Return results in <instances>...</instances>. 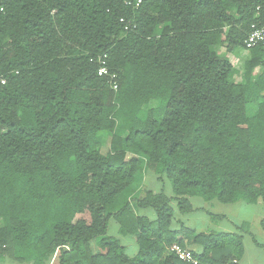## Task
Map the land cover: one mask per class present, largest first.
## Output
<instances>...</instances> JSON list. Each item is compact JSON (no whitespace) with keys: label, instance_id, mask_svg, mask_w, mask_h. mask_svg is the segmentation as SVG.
<instances>
[{"label":"trees","instance_id":"16d2710c","mask_svg":"<svg viewBox=\"0 0 264 264\" xmlns=\"http://www.w3.org/2000/svg\"><path fill=\"white\" fill-rule=\"evenodd\" d=\"M262 22L264 0H0V261L189 264L177 243L245 264L244 235L264 248L247 222L196 231L171 205L264 206V46L243 44ZM218 46L245 51L243 79ZM146 171L172 195L137 184Z\"/></svg>","mask_w":264,"mask_h":264},{"label":"rangeland","instance_id":"374dc122","mask_svg":"<svg viewBox=\"0 0 264 264\" xmlns=\"http://www.w3.org/2000/svg\"><path fill=\"white\" fill-rule=\"evenodd\" d=\"M240 51L238 47H234L232 52L226 49V46H218L217 52L219 55L227 56L231 62L239 67V73L235 75V79L237 81L243 79L244 77V62H245V51ZM258 74V70L255 69L253 71V75L256 76ZM158 101L152 100L149 102L145 108L155 107L157 106ZM249 113L252 114L255 110V104H252L248 108ZM109 139L105 138L103 140V146L101 151L104 153L108 150ZM137 184L146 189H150L154 192H164L167 195L171 196V189L168 180L166 177L160 178L158 175L146 171L143 176L138 177ZM190 201L195 209L194 212L181 215L178 212V208L175 202H172L171 205L175 210L176 218L181 219L182 222L186 225V227L194 228L196 231H234L235 224H239L243 221L247 222L250 226V230L255 235L257 242H264V233L262 229L260 230L259 225V216L264 213L263 204L261 202L256 204H247L245 201L240 200L236 203L231 204H223L217 201H204L199 196L190 197ZM208 212L215 214L217 216H221L222 218L211 217ZM116 224L113 221H110L109 232L112 235L118 236L116 233ZM264 231V230H263ZM121 244L127 246V242H129L130 237H122L118 236ZM243 245H244V255L243 260L246 264H264V248L254 244L249 236L243 237ZM126 252L129 255H132L136 252L137 247L134 244L132 247H126ZM53 259V258H52ZM51 259V260H52ZM57 264V261H54ZM0 264H29V262H20L17 260H8L7 258L0 261Z\"/></svg>","mask_w":264,"mask_h":264},{"label":"built area","instance_id":"2783aa9c","mask_svg":"<svg viewBox=\"0 0 264 264\" xmlns=\"http://www.w3.org/2000/svg\"><path fill=\"white\" fill-rule=\"evenodd\" d=\"M141 0H136V5L140 3ZM244 49L248 50L256 46H264V22L261 24H252L249 33L243 40ZM98 75L103 77H108V80L114 90L117 89V83L115 82V74L111 73L103 59L99 60ZM3 83L4 80H1ZM170 252L177 257V259L189 263V264H199V261L194 257L192 251L188 247H183L177 243L170 247Z\"/></svg>","mask_w":264,"mask_h":264},{"label":"crops","instance_id":"0c3cea01","mask_svg":"<svg viewBox=\"0 0 264 264\" xmlns=\"http://www.w3.org/2000/svg\"><path fill=\"white\" fill-rule=\"evenodd\" d=\"M212 201H214V200H212ZM211 202V201H210ZM218 202V201H217ZM238 202V201H237ZM259 202H261V200H258L256 203H259ZM236 203V202H235ZM256 203H254V204H256ZM262 203V202H261ZM247 204H250V203H247ZM264 207V206H263ZM263 210H264V208H263ZM259 218H260V220H259V225L261 224V221H262V219L264 218V213L262 214V215H260L259 216ZM177 219H179V218H177ZM181 220V219H180ZM245 222V221H244ZM250 226V225H249ZM116 233H117V226H116ZM194 229V228H193ZM249 229H250V227H249ZM262 229V227H261V225H260V230ZM221 232H235V230L234 231H223V230H220ZM250 232L253 234V232L250 230ZM262 232L264 233V231H263V229H262ZM118 235V234H117ZM244 236H248V235H244ZM243 236V237H244ZM122 237H124V236H122ZM257 240V239H256ZM258 241V240H257ZM259 243H261V242H259ZM127 244V246H124L123 244V246L125 247V251H126V247H132V246H134V244H135V242H134V239L133 238H131L130 237V240H129V242H127L126 243ZM195 249H197V247H194ZM136 252H137V250H136ZM136 252L134 253V254H132V255H129V256H134L135 254H136ZM127 253V252H126ZM243 260V259H242ZM55 261V258L53 257V259L49 262V264H52V263H55L54 262ZM243 262H244V260H243ZM245 263V262H244ZM246 264V263H245Z\"/></svg>","mask_w":264,"mask_h":264}]
</instances>
